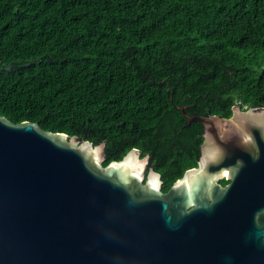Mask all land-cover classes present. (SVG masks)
Segmentation results:
<instances>
[{
	"label": "trees",
	"instance_id": "16d2710c",
	"mask_svg": "<svg viewBox=\"0 0 264 264\" xmlns=\"http://www.w3.org/2000/svg\"><path fill=\"white\" fill-rule=\"evenodd\" d=\"M0 60L13 65H0V114L15 123L81 139L90 125L107 151L181 128L178 146L200 149L204 125L184 126L176 104L223 117L264 106V0H0ZM199 156L155 164L163 189Z\"/></svg>",
	"mask_w": 264,
	"mask_h": 264
},
{
	"label": "water",
	"instance_id": "95a60500",
	"mask_svg": "<svg viewBox=\"0 0 264 264\" xmlns=\"http://www.w3.org/2000/svg\"><path fill=\"white\" fill-rule=\"evenodd\" d=\"M175 107L204 140L167 191L136 148L104 164L105 142L0 114V264H264V106Z\"/></svg>",
	"mask_w": 264,
	"mask_h": 264
},
{
	"label": "flooded vegetation",
	"instance_id": "af4514ba",
	"mask_svg": "<svg viewBox=\"0 0 264 264\" xmlns=\"http://www.w3.org/2000/svg\"><path fill=\"white\" fill-rule=\"evenodd\" d=\"M189 108H190V105H188V107L186 108L187 111H188ZM178 110L181 111L180 109H178ZM184 126H186V124ZM142 129L145 130V128H142ZM87 130H88V132L85 134L86 135L85 139L92 141L95 145L96 144H100L102 142L106 143L104 164H107L106 160L108 158H110V161L111 160H118V159H115L113 157L117 156V155H120V154H122L124 152L123 156L121 157V158H123L132 148H136L141 157H146L147 156L148 157V164H147V168H146V171H145L147 177H148V174H149V172H150V170L152 168L154 170L158 171L156 169V167H155V164H157L160 161H162V163L164 165L168 166L172 162L173 163L180 162L181 158L184 155V151H200V155H201V151H202L201 147H200V149H193V148H184V147H179L178 146L180 138L178 137L177 134L181 130V128L180 129H176L177 131L175 130V132L172 135H164V134H162V135L161 134L154 135L152 133L151 134H147L148 131H150V130H146V132H145L144 130L138 129L137 132L142 134V136H139V134L136 133V135H135L136 138H137L136 141L139 142L142 145V147L141 148L140 147H131L128 151H107V141L105 139H100V141H98L96 143L95 141H96V139L98 140V137L95 136L94 139H90V138L87 137L89 133L92 134L90 125H87ZM126 140H127L126 143H130L131 142L128 139H126ZM147 149H150V150H147ZM174 154L175 155L177 154L178 157L177 158H171V156L174 155ZM199 158H200V156H199ZM199 158H198V161H199ZM196 166H198V162H197ZM196 166H193V167H196ZM185 171H184V173H185ZM160 173L162 174V172H160ZM162 180L164 181L163 174H162ZM219 182L221 184H223V185H226L229 182V180L226 178V175H225L223 178H221L219 180ZM162 190L163 191H167V190L163 189V184H162Z\"/></svg>",
	"mask_w": 264,
	"mask_h": 264
}]
</instances>
